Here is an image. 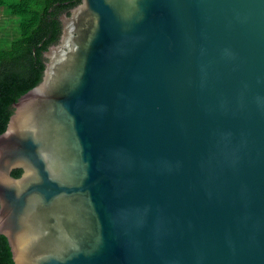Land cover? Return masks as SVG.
<instances>
[{
	"label": "water",
	"instance_id": "1",
	"mask_svg": "<svg viewBox=\"0 0 264 264\" xmlns=\"http://www.w3.org/2000/svg\"><path fill=\"white\" fill-rule=\"evenodd\" d=\"M61 21L0 134L15 264H264V0Z\"/></svg>",
	"mask_w": 264,
	"mask_h": 264
},
{
	"label": "trees",
	"instance_id": "2",
	"mask_svg": "<svg viewBox=\"0 0 264 264\" xmlns=\"http://www.w3.org/2000/svg\"><path fill=\"white\" fill-rule=\"evenodd\" d=\"M80 2L0 0V134L14 113V102L42 80L45 51L62 34L61 15ZM22 171L17 168L13 174L20 176ZM0 264H15L8 238L1 232Z\"/></svg>",
	"mask_w": 264,
	"mask_h": 264
},
{
	"label": "rangeland",
	"instance_id": "3",
	"mask_svg": "<svg viewBox=\"0 0 264 264\" xmlns=\"http://www.w3.org/2000/svg\"><path fill=\"white\" fill-rule=\"evenodd\" d=\"M13 24V23H12Z\"/></svg>",
	"mask_w": 264,
	"mask_h": 264
}]
</instances>
